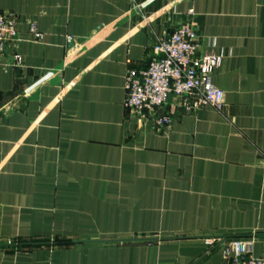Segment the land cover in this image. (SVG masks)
I'll return each instance as SVG.
<instances>
[{"label":"crops","instance_id":"1","mask_svg":"<svg viewBox=\"0 0 264 264\" xmlns=\"http://www.w3.org/2000/svg\"><path fill=\"white\" fill-rule=\"evenodd\" d=\"M0 11L19 30L0 63V245L12 244L0 264H226L217 239L87 242L146 237L238 236L264 258V0H0ZM185 19L200 52L223 56V111L175 98L126 110L128 68H146Z\"/></svg>","mask_w":264,"mask_h":264},{"label":"built area","instance_id":"2","mask_svg":"<svg viewBox=\"0 0 264 264\" xmlns=\"http://www.w3.org/2000/svg\"><path fill=\"white\" fill-rule=\"evenodd\" d=\"M146 3H134L133 14L145 18ZM190 10L188 16H193ZM31 31L41 37L36 26ZM19 30L14 15L0 11V63L7 46L18 39ZM198 35L189 19L170 33L159 38L152 47V54L146 68H128L126 72L125 108L137 113H149L165 107L171 98L179 106L192 112L204 107H213L221 112L225 106V93L213 83V74L221 67L223 56L202 53L199 50ZM13 65L22 66L20 55L13 56ZM56 76L48 73L32 87L43 85ZM169 117L157 119L159 127L170 123ZM261 167L264 170V160ZM211 244L210 240H207ZM253 240L233 238L221 244L226 264H264V258L253 256Z\"/></svg>","mask_w":264,"mask_h":264},{"label":"water","instance_id":"3","mask_svg":"<svg viewBox=\"0 0 264 264\" xmlns=\"http://www.w3.org/2000/svg\"><path fill=\"white\" fill-rule=\"evenodd\" d=\"M238 238V236H216V237H202V236H194V237H146V238H128V239H115V240H100V241H87L88 243H135V242H158V241H170L176 239H217L219 243L216 248L220 247L224 240ZM42 243H24L22 246H38ZM12 244L0 245L1 247L11 246ZM205 257H201L193 264H199Z\"/></svg>","mask_w":264,"mask_h":264},{"label":"trees","instance_id":"4","mask_svg":"<svg viewBox=\"0 0 264 264\" xmlns=\"http://www.w3.org/2000/svg\"><path fill=\"white\" fill-rule=\"evenodd\" d=\"M60 244H68V242H61Z\"/></svg>","mask_w":264,"mask_h":264}]
</instances>
